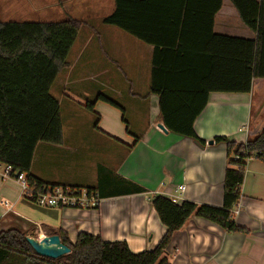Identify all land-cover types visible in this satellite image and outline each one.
Here are the masks:
<instances>
[{
  "label": "crops",
  "instance_id": "0c3cea01",
  "mask_svg": "<svg viewBox=\"0 0 264 264\" xmlns=\"http://www.w3.org/2000/svg\"><path fill=\"white\" fill-rule=\"evenodd\" d=\"M148 5L144 6L145 30L172 33L175 29L163 18L175 22L182 0H155ZM193 6L210 12L217 0H193ZM115 9V0H0V23H50L63 14L71 16L65 21L84 22L68 58L70 66L51 89L61 106L64 141L39 143L32 173L48 184L67 188L88 190L101 184L107 194L96 208L40 206L26 198L20 184L6 178L0 167V231L15 229L37 240L60 237L63 232L73 243L79 234L87 233L106 242H126L135 254L153 250L167 232L153 198L223 207L229 157L227 144L216 143L215 138L243 144L264 130V79H255L249 94H210L194 124L206 146L167 128L163 131L160 99L150 95L155 45L104 24ZM208 28L205 18L189 21L186 32L206 34L194 41L207 42ZM213 34L256 38L231 0H222ZM100 95L122 107L124 115L98 99L94 112L85 109L86 98L93 101ZM100 168L110 173L101 177ZM118 178L147 192L115 195ZM232 218L248 232L229 233L206 219H190L168 247L171 264H264V163L259 159L246 164Z\"/></svg>",
  "mask_w": 264,
  "mask_h": 264
},
{
  "label": "trees",
  "instance_id": "16d2710c",
  "mask_svg": "<svg viewBox=\"0 0 264 264\" xmlns=\"http://www.w3.org/2000/svg\"><path fill=\"white\" fill-rule=\"evenodd\" d=\"M154 1L115 0L114 13L103 23L155 45L150 95L160 99V118L171 133L188 137L204 147L206 141L198 137L194 124L206 108L210 94H249L254 80L264 79V0H231L243 23L255 33L254 40L213 34L214 18L222 7V0H217V6L210 12L202 6L194 8L193 0H182L175 22L163 18L164 24L169 23L175 29L172 33L160 35L147 31L143 19L147 7L144 6ZM205 18L210 40L196 42V38L206 34L186 32L187 25L189 21ZM150 19L153 20L152 14ZM83 25L78 20L0 23V163L25 174L36 191L66 188L36 177L32 164L39 143L61 145L64 141L61 106L51 89L58 76L70 66L68 58ZM98 100L124 113L113 100L102 95ZM94 105L89 102L84 107L94 112ZM124 122L127 124L125 119ZM215 142L227 144L229 157L223 207L188 201L175 203L163 196L154 197V209L167 228L155 249L135 254L126 242H106L100 236L87 233L79 234L73 243L60 232L62 243L71 252L50 259L35 252L27 241V234L11 229L0 231V264H171L167 251L174 234L193 217L206 219L229 233H247L246 228L234 222L232 209L241 197L247 162L256 158L264 163V130L243 144L226 137H217ZM107 173L110 172L99 169L101 177ZM118 179L115 195L147 192L130 181ZM87 191L97 193L99 198L107 196L101 184Z\"/></svg>",
  "mask_w": 264,
  "mask_h": 264
},
{
  "label": "built area",
  "instance_id": "2783aa9c",
  "mask_svg": "<svg viewBox=\"0 0 264 264\" xmlns=\"http://www.w3.org/2000/svg\"><path fill=\"white\" fill-rule=\"evenodd\" d=\"M0 167L4 168V176L6 178H14L22 188L24 196L40 206L44 207H98L101 199L95 192H88L87 190L71 189L57 187L54 189H44L42 191H36L28 183L25 174L14 172L11 166H4L0 163ZM182 191L185 187H180ZM175 202V200H174ZM5 206H9L8 202H5Z\"/></svg>",
  "mask_w": 264,
  "mask_h": 264
},
{
  "label": "water",
  "instance_id": "95a60500",
  "mask_svg": "<svg viewBox=\"0 0 264 264\" xmlns=\"http://www.w3.org/2000/svg\"><path fill=\"white\" fill-rule=\"evenodd\" d=\"M163 131H167L163 124L159 126ZM214 141H210L209 145H213ZM28 243L35 250V252L50 259H58L62 256L70 254L71 250L62 243L61 238L58 235L46 236L42 240H37L31 237H27Z\"/></svg>",
  "mask_w": 264,
  "mask_h": 264
},
{
  "label": "rangeland",
  "instance_id": "374dc122",
  "mask_svg": "<svg viewBox=\"0 0 264 264\" xmlns=\"http://www.w3.org/2000/svg\"><path fill=\"white\" fill-rule=\"evenodd\" d=\"M71 16H65L64 14L63 15H59V18H57V19H55V20H53V21H55V22H58V21H65V20H68L69 18H70ZM99 25L101 26V23H99ZM96 29H98V27L96 28ZM261 97V96H260ZM263 98H264V96H263ZM87 100L85 101L86 102V104L87 103H96V100L98 99V98H96L95 100H93V101H90V100H92L91 99V97H88V98H86ZM85 104V105H86ZM122 114L124 115V113L122 112ZM99 119V117H96V120H98Z\"/></svg>",
  "mask_w": 264,
  "mask_h": 264
}]
</instances>
